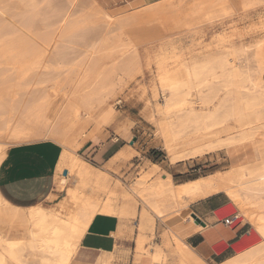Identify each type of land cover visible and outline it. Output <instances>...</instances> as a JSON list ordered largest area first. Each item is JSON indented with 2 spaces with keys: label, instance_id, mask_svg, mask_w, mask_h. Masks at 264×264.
Segmentation results:
<instances>
[{
  "label": "bare ground",
  "instance_id": "1",
  "mask_svg": "<svg viewBox=\"0 0 264 264\" xmlns=\"http://www.w3.org/2000/svg\"><path fill=\"white\" fill-rule=\"evenodd\" d=\"M79 1L63 0L68 9L58 5L57 0H0V43L5 48L0 51V164L6 146L48 137L63 148L75 149L86 141L84 137L90 125L94 126V133L111 125L116 132L123 127H134L131 118L117 111L112 94L118 85L125 84L126 78L133 81L151 69L157 71L151 81V94L154 98L160 96L163 103L147 102L140 117L152 124L154 142L171 163L220 152L234 155L247 149L256 150L259 159L183 186L172 183L164 173L165 179H156L151 184L136 182L130 188L115 181L98 197L84 189L68 187L65 193L78 205L75 217L67 220L40 206L28 208L31 238L19 244L0 241V264H72L89 223L98 213L116 215L120 220L139 218L136 250L139 264L143 258H148L150 263L164 262L166 258L160 247H148L156 221L165 219L160 199L172 196L181 215L191 201L220 192L234 203L238 212L235 218L252 226L257 241L224 264H264V43L257 41L259 44L251 49L245 46L234 49L233 38L240 35L235 30L237 35L218 37L207 50L184 53L171 45V37L167 35L190 28L168 31V15L173 11L190 12L195 0H140L134 8L116 16L128 40L124 47L102 52L103 40L95 39L88 52L82 53L86 49V37H90L85 35H92L86 28L100 13L93 0H89L93 7L85 5L81 10L77 6ZM227 1L236 9L260 2ZM14 8L17 14L4 17L3 12ZM75 10H80L77 18ZM66 17L68 22L59 33L54 29L55 23ZM103 17L113 18L107 12ZM213 48H223V52H214ZM52 51L57 52L58 69L64 71L59 83L51 74ZM72 52L82 58L77 67L71 63L73 57L69 61ZM90 61L97 63L92 72L87 68ZM9 64L17 66L14 72L7 73ZM12 75L15 83L10 82ZM39 92L52 98L59 93L55 103L45 104L54 114L49 125L36 119L30 109ZM10 103L17 107V114L22 113L16 119V115L9 117ZM195 105L202 109H196ZM60 123L58 130L56 126ZM60 167L57 173L70 172L68 165ZM137 196L141 198L140 209L133 201ZM0 205H7L1 194ZM190 220L194 222L193 217ZM148 232L152 233L151 237ZM164 238L165 246L175 255L177 250L172 245L175 235L165 232ZM179 264L192 263L180 260ZM193 264L207 263L198 258Z\"/></svg>",
  "mask_w": 264,
  "mask_h": 264
},
{
  "label": "crops",
  "instance_id": "2",
  "mask_svg": "<svg viewBox=\"0 0 264 264\" xmlns=\"http://www.w3.org/2000/svg\"><path fill=\"white\" fill-rule=\"evenodd\" d=\"M138 1L140 0H134ZM262 78L264 80V75ZM129 117L135 121L136 126V119L130 115ZM132 128L123 127L118 132L112 125L103 128L82 146L78 156L89 162V166L104 169L126 148L125 143ZM63 150L61 144L50 139L9 147L0 164V194L7 201L6 206L0 205L1 244L10 242L19 244L31 238L32 226L28 208L40 206L67 220H72L77 214L78 205L75 200L67 194L61 197L63 192L58 191L64 189L70 180L67 175L65 181L56 179ZM240 154H225L231 161H237L228 169L255 162L248 161V153L245 152L242 156ZM208 156L179 161L176 164L171 163L167 157L165 162L156 165L165 170L168 180L175 185L183 186L201 178H189L198 172L200 165L196 167L188 162L205 159ZM162 175L156 171H145L130 185L120 182L130 188L136 182L151 184L156 179H165ZM114 183L115 181L110 185ZM133 201L140 209L141 198L137 196ZM160 204L165 219L156 221L152 245L160 247L165 258L168 254L169 262L150 263L148 258H143L141 264H179L180 260L193 264L198 258L207 264H224L256 244L248 222L235 219L232 225L225 224V220H233L238 212L230 211L235 205L223 192L191 201L181 215L176 211L179 209L178 204L172 196L162 197ZM193 215L204 222L205 226L195 219L191 222L190 217ZM140 223L139 218L120 220L116 215L96 214L81 239L72 264H139L140 256L136 250ZM165 232H171L176 237L172 242L177 250L175 255H171L172 249H168L164 244ZM147 234L149 237L152 236V233Z\"/></svg>",
  "mask_w": 264,
  "mask_h": 264
},
{
  "label": "rangeland",
  "instance_id": "3",
  "mask_svg": "<svg viewBox=\"0 0 264 264\" xmlns=\"http://www.w3.org/2000/svg\"><path fill=\"white\" fill-rule=\"evenodd\" d=\"M90 1L81 0L78 2L77 5L78 9L81 10L83 7L86 6H87L86 8H88L91 5L93 7V3L91 2H94L96 3L95 5L96 9L100 13L99 16L93 17L91 19L93 22V24H90L91 28L90 27L86 28L88 29V31H90L88 33H91L92 35H85V37L86 36H90V37H86L87 40L85 42L86 49H83L82 53H87L88 51L86 50L90 49L88 47L92 46L96 40L100 41L101 39L103 40V44L100 45V47L102 48V52L108 51V49L119 50L122 47H124L127 44L128 40L124 36L123 27L121 26L120 21L116 19V16L134 8L136 6V2H134V0H93L91 2ZM57 2L58 5L65 6L67 8L69 7L68 5H65L67 3H64L63 0H57ZM80 10H75L78 11L77 13H74L75 18L79 17L78 13H80ZM106 12L111 14L113 18H106V17L104 18L103 14ZM17 13L18 11L14 8L10 12L7 13L3 12L2 14L4 15V17L5 16L8 17L11 14L15 15ZM168 20L169 21L167 23L166 29L168 31H171L172 33L175 30L187 28V26L190 28L186 32H179V33L167 35L171 37L170 42L173 47H176L178 48V50L187 54L191 52L194 53L195 51L202 49L207 50V47L211 44V42L214 39L218 37H222L223 35H229V34L237 35L238 32H240L239 33L240 35H237L236 37L233 38V43L235 46L233 45V43L231 45L234 49L237 48L239 49L240 46L241 47L245 46V48H250V47L252 48L254 47L253 45H257L259 44V42L264 43L263 42L264 0H260V2H257L252 7L238 8V9H236L234 5L227 0H195L190 12L188 11L187 13L185 10H183V12L181 13L178 11H173L172 14L169 15ZM67 22H68V18L67 17L63 18L62 20L55 23L54 29L56 30L58 29L57 30L58 32L59 31L62 32V28L64 27V25H66ZM249 28L251 30H249ZM244 30L246 31L245 32L246 34L244 33ZM234 31L237 33H235ZM247 32L249 33L248 35ZM88 33L86 30L85 34ZM95 36L96 38H94ZM237 37H239V40H237L238 39ZM151 43H153L154 45L155 41L152 40ZM0 44H1L0 51H5V48H3L4 46H2V43ZM213 51L223 52V48L221 49L213 48ZM70 54L74 56H71ZM70 54L68 56L69 61L73 57V59L75 60H71V63H73L74 67L79 66V63L81 61L80 59L82 58H80L78 53L72 52ZM50 55H51V61L53 62L52 67H54L52 68L53 70L51 71V74L53 75L54 79L58 81V82L56 81V83H59L61 78L64 77L63 74L64 71L58 69L57 67L58 66V64H56L57 52L52 51L50 52ZM248 64L247 66L249 67V69L248 68L247 69L250 70L251 64L250 65ZM96 67H97L96 61H90L87 64V68L91 72ZM16 68H17L16 65L9 64L7 66V71H8L7 73L14 72ZM156 75H157V71L151 69L148 74H146L145 76L139 75L137 79L133 81H131V79L128 77L125 79V84L123 83L121 85H118L116 91L113 92L112 101H114L113 105L117 104L116 105L117 111L120 112L123 116H126L128 118H131L129 117V115L133 116L137 121V125L133 127L134 129L132 128L130 132V136L128 140H126L125 143L126 148H124L121 151V153H119L118 156H116L112 160V162L109 165H107L104 169L97 168L95 166H92L91 164H90L91 166H89L88 165L89 162L87 163L84 159L78 156V151L82 148V146L88 140L94 138L96 133L99 132V131L95 133L93 132L94 126L90 125L86 129V133L84 137L86 141H84V143L81 146H79L78 144L79 148H75V149L64 148L58 164V168H61L60 166L66 168L68 165L70 168V172H67L68 174L67 176H69L70 180L68 181V184L67 186H65L64 189L58 190L59 192H63V194H61V197L66 194L65 191L68 187H71L74 190L84 189L87 192H92L97 197L101 195L103 196L106 187L114 181H121L127 185H130L133 183L135 178L142 175L145 171L146 172L156 171V173L160 172V174L165 173V170L160 169V167L156 165V163L165 162L167 160V155L160 147V145L154 142V136H153L154 130L152 124L148 120L142 119L140 117V112L146 106L147 102H149L151 105L152 103L154 105L163 103V99H161L160 96L154 98V96L151 94L150 91L151 81ZM44 77L46 78V76ZM9 78L11 79L10 80L11 83H15V81L13 82L14 75H12V77ZM58 95L59 93H55L52 98V96L48 93L39 92L38 95L35 97V99L32 101V105L30 107L33 116L36 119L42 121L43 123L49 125L54 118V114L50 110L51 107L49 108V106H46L45 104L49 102L55 103L54 98H56V96ZM10 100L12 99L10 98ZM195 107L198 110L202 109L201 106L199 105H195ZM16 108H17L16 106H13L10 103L7 111L10 110L11 112L9 111V114L11 115L9 116L7 114V116L14 118V116L16 115L15 119L18 118L17 116L20 115L21 112L20 113L18 112L17 114V112H15L18 111ZM133 122L135 125L134 120ZM61 125L62 124L60 123L58 124V126H56L58 130L61 127ZM41 139L44 140L46 139V137ZM47 139L50 138L47 137ZM9 147L10 146H6L5 149H3V151L4 150L8 151ZM3 151L2 153L5 154V152ZM245 152L246 154L248 153V157H249L248 161L252 162V161H257L259 159L258 152L256 150L247 149V151ZM244 153H241L240 156H242ZM5 156L6 154L4 155V158ZM236 162L237 161H231L224 153L214 154L212 156H208L205 159H197L195 161L188 162L190 165H195L196 167H198L197 166L198 164L200 165V167L198 168V172L193 174V176H189V178L204 177L219 170H226L231 166H233ZM65 178L66 177L64 175V172L56 174L57 180L62 179L63 181H65L66 180ZM235 209L236 207L234 209L233 208L230 209V211L231 210L232 212L237 211V209L236 210ZM249 226L252 228L251 225ZM252 231L255 240V233L253 228ZM154 239L155 237L152 238L151 243L154 241ZM151 243L150 245H148V247L152 246ZM255 243H257L256 240ZM168 256L169 255L167 254L165 261L162 263L169 262Z\"/></svg>",
  "mask_w": 264,
  "mask_h": 264
},
{
  "label": "water",
  "instance_id": "4",
  "mask_svg": "<svg viewBox=\"0 0 264 264\" xmlns=\"http://www.w3.org/2000/svg\"><path fill=\"white\" fill-rule=\"evenodd\" d=\"M64 175L66 176V175H67V172H64ZM193 218H194L197 222H199L200 224H202L203 226H205V223L202 222L199 218H197V216L193 215Z\"/></svg>",
  "mask_w": 264,
  "mask_h": 264
},
{
  "label": "built area",
  "instance_id": "5",
  "mask_svg": "<svg viewBox=\"0 0 264 264\" xmlns=\"http://www.w3.org/2000/svg\"><path fill=\"white\" fill-rule=\"evenodd\" d=\"M235 219L231 220V219H227L225 220V224L226 225H232L234 223Z\"/></svg>",
  "mask_w": 264,
  "mask_h": 264
}]
</instances>
